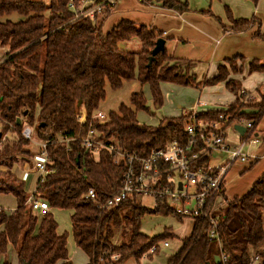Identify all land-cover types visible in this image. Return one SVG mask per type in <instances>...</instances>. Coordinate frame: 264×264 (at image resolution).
<instances>
[{
	"label": "trees",
	"instance_id": "16d2710c",
	"mask_svg": "<svg viewBox=\"0 0 264 264\" xmlns=\"http://www.w3.org/2000/svg\"><path fill=\"white\" fill-rule=\"evenodd\" d=\"M69 1L0 0V46L8 47L6 58L0 63V165L7 168L0 172V194H11L16 200L12 212L0 211V264H9L7 260L1 261L9 246L16 250L19 264L22 261L72 264L67 248L68 233L58 231L51 212L39 217L30 211L26 205L29 194L25 181L10 172L20 156H31L24 148L29 144L21 133L24 125L33 127L39 140L51 141L46 145L47 167L51 172L43 181L36 182L33 196L52 209L72 211L71 234L76 246L87 256V264H124L129 258L140 264L143 256L156 252L158 243L172 236L166 230L154 236L143 234L142 218L147 214L182 217L164 203L143 206L138 196L127 198L111 209H101L99 203L121 185L126 163L124 159L114 162L106 149L96 154L89 152L80 139L94 129L100 138H112L126 154L145 156L170 141H186L185 124L189 115L181 112L178 116L160 118L154 126L142 124L136 119V112L148 110V106L144 93L137 91L130 97L131 106L121 104L117 112H110L100 122L94 114L105 99V85L117 89L123 82L137 79L148 85L153 105L160 107L163 82L196 87L224 82L226 89L235 95L234 102L223 110L197 112L196 118L213 121L219 120L221 114L228 118L226 124L241 117L256 119L264 112V93L259 102L240 104V82L229 78V74L241 70L236 68V60H242L241 56H233L218 65L212 78L199 79L192 71L194 61L169 56L165 48L147 66L161 32L121 19L103 33L102 21L110 13L111 5L104 4L101 15L94 18L76 17L80 0H72L74 9L69 8ZM144 1L178 12L188 10L186 1ZM225 8L233 23L229 31L245 30L254 22V19H233ZM12 13L23 18L2 20ZM98 16L104 17L97 19ZM256 36L264 38V35ZM131 39L140 42L139 50L120 47V43ZM261 70L264 62L249 64V71ZM79 106L86 112L81 123L76 119ZM243 107H254L256 111L246 113L241 111ZM8 132L14 134L12 139L7 138ZM56 136H65L68 141L55 142ZM201 161L208 162V157L203 155ZM89 189L95 191V200L84 197ZM263 213L264 172L248 191L226 200L213 212L219 243L208 238V219L193 220L190 235L181 240L180 249L166 264H249L253 249L264 239ZM123 221L130 229L128 240L114 244L113 228ZM152 246L156 249L150 253ZM221 253L226 259L215 262V256ZM257 254L264 264V248L258 249ZM113 255L116 259L111 258Z\"/></svg>",
	"mask_w": 264,
	"mask_h": 264
},
{
	"label": "built area",
	"instance_id": "2783aa9c",
	"mask_svg": "<svg viewBox=\"0 0 264 264\" xmlns=\"http://www.w3.org/2000/svg\"><path fill=\"white\" fill-rule=\"evenodd\" d=\"M111 0H80V7L76 11V17L101 15L104 10V4L111 5ZM69 8L74 9L72 0L68 3ZM8 47L0 46V63L6 58ZM240 102L246 103L254 98V93L240 90ZM198 105H205V102H198ZM189 115L185 124V133L187 139L184 142L173 140L164 147L151 150L147 155L126 154L119 150L115 141L110 138L105 140L100 138V133L94 129L88 131L87 135L80 139L81 145L91 153H98L101 149H106L118 163L121 159L125 160L126 170L123 173L122 183L117 190L110 194L103 202L99 203L101 209H111L127 198L133 196H146L153 200V206L164 203L171 207L176 214L181 217H191L196 219H208L207 235L210 240L219 243L217 232V222L212 214L215 210L222 207L226 199L224 190L226 177L236 162H246L248 156L243 151L245 145L258 144L259 138L254 134L257 123L262 113L256 119L239 118L237 123L243 124L245 131L239 144L230 147L225 142L224 128L227 125L228 118L219 115V120H203L196 118V110L187 112ZM86 112L82 106H79L76 112L78 122H83ZM101 111L97 110L94 118L103 122L107 119ZM33 127L24 125L21 133L28 140L32 139ZM55 142H67L65 136H56ZM51 141L40 140V146L33 155V171L37 173V181H43L46 174L51 172L47 167L49 158L46 152V145ZM213 152H224L226 158L222 161L211 163ZM204 156L208 157V162L201 161ZM222 192V194H221ZM34 193V192H33ZM29 195L26 205L33 213L43 215L51 212L49 205L38 198ZM95 191L89 189L84 197L88 200H95ZM226 199V200H225ZM176 206H170V203ZM3 208L0 206V211ZM163 247L168 246L167 241H163ZM156 246H152L149 252H153ZM116 259V255L111 257ZM220 260L224 261L226 255L221 253ZM259 260L257 252L251 253L249 264Z\"/></svg>",
	"mask_w": 264,
	"mask_h": 264
},
{
	"label": "crops",
	"instance_id": "0c3cea01",
	"mask_svg": "<svg viewBox=\"0 0 264 264\" xmlns=\"http://www.w3.org/2000/svg\"><path fill=\"white\" fill-rule=\"evenodd\" d=\"M111 1L113 3L111 2L110 13L102 21L101 29L103 33L110 31L121 19L130 20L136 24L155 29L161 32V37L165 39L164 48L169 56L192 60L195 64L197 62L208 64L205 73H201L205 78H212L216 75L218 65L225 63L226 59L233 56H241L242 60L238 59L236 61V65L241 66V70L239 72H230L229 78L238 80L241 90L253 92L256 97L255 102L260 101L264 93V89L262 90V86L264 87V71L251 72L249 71V64L252 61L264 62V38L256 36V34L264 35V0H257L255 3L252 0H180L186 1L188 4V10L183 12L144 0ZM225 7L229 9L233 19H254V22L245 30L229 31L228 29L233 23ZM102 17L104 16H99L98 19ZM139 46L141 47L140 42ZM247 83L250 85H247ZM160 87H162V83ZM172 87L171 89L175 92V96L178 95L181 99L185 98V94H198L201 98L205 96L206 99L204 98L202 102H205V105L210 106V108H202L200 112L226 109L235 100V95L226 89L224 82L199 87H184L173 84ZM174 99L177 98L175 97ZM246 109H248L249 113L256 111L254 107H243L241 111ZM189 111V109H183V111L173 116H178L181 112L186 114ZM236 125L244 126V124L234 121V130L239 134L241 140L242 134L235 129ZM263 132L264 112H262L254 132L259 138V143L248 145L250 149L246 152L252 158H248L246 162L234 163L229 170V174H227L224 190L226 199L231 200L248 191L254 181L264 172ZM226 139L227 137L225 142L230 147L237 146V144L235 145L236 141H226ZM226 155L224 152H213L210 162L222 161L226 158ZM24 173H27V181L24 179V176H26ZM18 175L25 181L27 193L29 195L33 193L37 182V173L33 170L29 172L23 170ZM8 195L12 196L11 194H0V198ZM0 206L5 212L10 213L16 207V200L13 207L7 208L2 202H0ZM52 211L53 209L51 208V213ZM69 211L70 213L72 212L71 210ZM38 216L41 217L42 215ZM59 228L60 226L58 231L61 232ZM262 242L253 249V252L264 248L261 247ZM69 259L72 261L70 256Z\"/></svg>",
	"mask_w": 264,
	"mask_h": 264
},
{
	"label": "rangeland",
	"instance_id": "374dc122",
	"mask_svg": "<svg viewBox=\"0 0 264 264\" xmlns=\"http://www.w3.org/2000/svg\"><path fill=\"white\" fill-rule=\"evenodd\" d=\"M39 1H42L45 3L49 2V0H39ZM191 3L193 4V2ZM6 18L12 21H17L19 19H22L23 17L19 16L16 13H12L8 16L3 17L2 20H5ZM120 47L125 50L137 51L140 46H139L138 40L131 39V41L120 43ZM207 66L208 64L197 62L193 66L192 71L196 72L198 74V78L201 79L202 78L201 73H205V71L207 70ZM239 67L241 66L236 65V68H239ZM263 71L264 70H261L259 72H263ZM173 84L175 83H170V82L162 83V87L160 88H161V92L163 95V103L160 107L153 105L152 97H151V93H150L148 85L141 84L137 79H134L131 81H125L123 82L122 86L117 89H112L108 84H106L105 85L106 96H105L104 101L100 103L98 110L101 111L105 116H107L110 112H117L118 107L121 104L131 106L130 101H129L130 97L133 93L137 91H142L144 93V97L146 99V103L148 106V110H138L136 112V119L142 124L154 126L158 123V120L160 118L164 116L173 117V115H176L180 111H183V109L184 110L194 109L196 110V112H200L202 111V108L203 109L210 108V106L197 104L198 102L203 101L204 98L206 99L205 96H202L201 98L199 97L198 94H191V95L185 94L186 96L183 99L179 98L178 95L175 96V92L172 91L171 89L173 88L172 87ZM247 85H250V84L247 83ZM184 87H187V86H184ZM263 89L264 87L262 86V90ZM175 97L177 99H174ZM255 98L256 97L254 94L253 100H256ZM179 107H182V108H179ZM244 111L246 113H249L248 109ZM224 129H225L224 131L227 137L226 141H236L235 145L236 144L238 145L240 141V137H239V134L234 130V122L227 124ZM262 134H264V132ZM13 135L14 134L8 132L7 138L12 139ZM39 144H40V140L36 136L35 131H33L32 139L29 140V144L24 147L25 149L29 150V152L31 153L30 154L31 156L29 155L20 156L17 159V161L13 163L10 169L11 174L14 175L15 178L21 179L20 176L18 175L20 171L26 170L27 172H29L30 170H33V161H34L33 155L37 152L40 146ZM249 149L250 148L248 147V143H247L243 151L247 152L249 151ZM5 170H7V168L3 165H0V172H3ZM231 172L234 173L235 171H231ZM24 174L26 175L24 176V179L27 181L28 180L27 173H24ZM137 199L139 202H141L143 206H146V207L153 206V200L150 197L138 196ZM0 202H2L4 206H6L7 208L13 207L15 205V199L10 195L1 196ZM170 206L174 207L176 205L171 202ZM52 214L58 223V227L60 226L59 229L61 230V232L66 231L68 233L67 245H68L69 256L71 257L73 261L72 264H87L86 255L84 254L82 250H80L76 246V244L73 241V237L71 234V223H70L71 213L70 211L67 209H63V210L53 209ZM192 225H193V219L191 217H182L181 219H178L173 214H168V215L147 214L145 215L141 220V228H140V231L143 234L147 236H154V235L162 234L166 230V231H169L172 234V236H170V238L167 239V242L169 244L168 246L163 247L162 246L163 243L159 242L157 246V251L150 254L149 256L147 255L143 256V258H141L140 260V264H166L169 257L180 249L181 244H182L181 240L190 235V232L192 230ZM263 227H264V216H263ZM129 231L130 229L128 228L126 223L123 221L120 226L113 228V234L111 237L112 242L114 244H121L123 242H126L128 240ZM261 247H264V239L261 244ZM2 260H7L9 264H19L16 250L13 249L11 246L8 247L7 252L2 257L1 261ZM124 264H137V262L134 258H129ZM251 264H262V263L260 262V260H255Z\"/></svg>",
	"mask_w": 264,
	"mask_h": 264
},
{
	"label": "water",
	"instance_id": "95a60500",
	"mask_svg": "<svg viewBox=\"0 0 264 264\" xmlns=\"http://www.w3.org/2000/svg\"><path fill=\"white\" fill-rule=\"evenodd\" d=\"M164 43H165V39L162 37H160L156 40L155 45L150 52V56L148 58L147 66H150L152 61L155 59L156 54L164 49ZM80 104H81V101L78 102V105H80ZM17 123L18 124L20 123V119H17ZM235 129H237L239 131V133H241V134H243V132L245 131V127L243 125H236ZM0 137H1V132H0ZM263 215H264V213H263ZM214 259H215V262H219V260H220L218 255H216ZM21 264H28V262L22 261Z\"/></svg>",
	"mask_w": 264,
	"mask_h": 264
}]
</instances>
